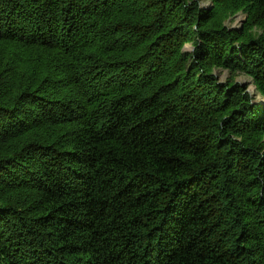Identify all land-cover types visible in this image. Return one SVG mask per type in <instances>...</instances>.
I'll list each match as a JSON object with an SVG mask.
<instances>
[{
    "label": "trees",
    "instance_id": "1",
    "mask_svg": "<svg viewBox=\"0 0 264 264\" xmlns=\"http://www.w3.org/2000/svg\"><path fill=\"white\" fill-rule=\"evenodd\" d=\"M201 1L0 0V264H264V0Z\"/></svg>",
    "mask_w": 264,
    "mask_h": 264
},
{
    "label": "rangeland",
    "instance_id": "2",
    "mask_svg": "<svg viewBox=\"0 0 264 264\" xmlns=\"http://www.w3.org/2000/svg\"><path fill=\"white\" fill-rule=\"evenodd\" d=\"M200 5L201 7H210L212 5L211 1L210 0H202L200 2ZM245 19V14L238 11L236 12L235 14H233L232 16H230L226 23L227 25L230 27V28H237V27H240V25H242L243 23V20ZM185 49L186 50H190V45L187 44L185 46ZM217 74L220 78V81H225L227 79V76L229 75L228 71L226 70H217ZM235 79L237 81H239L241 84H244L247 86V91H249L250 93H256L255 91V86L252 82V79L242 73H239L235 76ZM256 98H255V102L257 103H263V98L258 95V94H255Z\"/></svg>",
    "mask_w": 264,
    "mask_h": 264
}]
</instances>
